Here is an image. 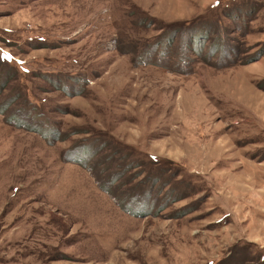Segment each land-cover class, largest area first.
I'll use <instances>...</instances> for the list:
<instances>
[{
	"label": "rangeland",
	"instance_id": "1",
	"mask_svg": "<svg viewBox=\"0 0 264 264\" xmlns=\"http://www.w3.org/2000/svg\"><path fill=\"white\" fill-rule=\"evenodd\" d=\"M0 264H264V0H0Z\"/></svg>",
	"mask_w": 264,
	"mask_h": 264
}]
</instances>
